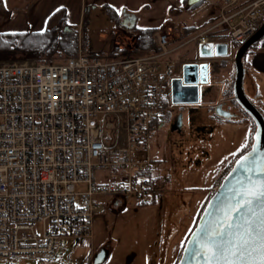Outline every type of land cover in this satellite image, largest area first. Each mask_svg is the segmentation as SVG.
<instances>
[{
	"label": "built area",
	"instance_id": "obj_1",
	"mask_svg": "<svg viewBox=\"0 0 264 264\" xmlns=\"http://www.w3.org/2000/svg\"><path fill=\"white\" fill-rule=\"evenodd\" d=\"M220 1L217 22L190 34L166 24L142 52L116 41L118 56L79 48L63 58L0 60V258L91 241L102 197L118 205L166 193L148 144L163 124L173 64L187 62L171 55L221 33L239 43L263 20L264 0Z\"/></svg>",
	"mask_w": 264,
	"mask_h": 264
},
{
	"label": "rangeland",
	"instance_id": "obj_2",
	"mask_svg": "<svg viewBox=\"0 0 264 264\" xmlns=\"http://www.w3.org/2000/svg\"><path fill=\"white\" fill-rule=\"evenodd\" d=\"M207 2L208 0H203L193 7L184 6L176 16L168 15V20L174 24L185 22L190 25L184 27L182 24L184 31L189 34L191 31L200 30L208 25L201 22L204 16L206 17L203 7ZM83 20H85L84 30L81 31ZM113 24L111 17L101 5L88 8L79 25L74 26L78 28L77 48L80 45L86 52L108 55L111 51L113 36L110 28L114 26ZM51 26L62 31L60 23L58 25L53 23ZM132 33L123 34L119 38L121 45L136 41ZM180 37L184 36L182 37L181 34ZM217 39L228 43V54L219 58L233 59L239 43L232 41L226 34L218 36ZM189 48H191L190 42L177 50L179 53L175 51L171 58L185 61L190 59L195 53L193 50H188ZM187 50L188 53L185 54ZM67 55L70 54L63 52L34 57L13 53L0 56V60L27 58L46 60L51 57L63 58ZM181 66L178 62L173 64L175 75L180 74ZM222 74L219 76L216 74L218 77L215 83L219 88L222 83L217 81ZM210 81H212L211 77ZM226 94L227 97L232 96V84ZM211 96L214 98V92H211ZM222 97L223 90L219 99ZM220 101H225L223 106L226 109L237 113L230 118L239 121L223 122L221 119L224 117L216 115L213 109L210 112L206 103L199 102L192 111L185 110L181 131H171V122L169 124L165 122L149 141L148 153L155 159L157 170L171 178L179 179L171 192L163 193L154 203L149 204L125 200L117 206H112L114 196L102 197L99 200L105 209L94 216V233L91 241L77 242L73 239H62L51 255L0 258V264H84L90 252L95 254L101 248L107 250L106 258L101 264H176L205 203L228 171L230 159L236 158L252 143L255 125L250 117L233 97ZM251 101L254 104L264 103V99L256 97ZM218 102L214 100L211 103ZM262 108L264 109V106ZM168 119L165 121H170ZM218 120L222 123L220 126L224 130L222 133L219 129L210 130ZM191 161L192 166H190ZM78 187L81 190L85 189L83 184H79Z\"/></svg>",
	"mask_w": 264,
	"mask_h": 264
},
{
	"label": "crops",
	"instance_id": "obj_3",
	"mask_svg": "<svg viewBox=\"0 0 264 264\" xmlns=\"http://www.w3.org/2000/svg\"><path fill=\"white\" fill-rule=\"evenodd\" d=\"M248 1L250 0H239L238 3L243 5ZM185 3V0H0V32L43 31L53 23H57V25L59 23L61 24V19H63L64 22V25H62L63 29L64 27L69 26L70 29L77 30L78 28H75L74 26L79 25L88 8L91 9L100 5L104 8L105 5H108L112 7L119 16L118 22L112 19L114 26L110 28V32L113 37L111 41V51L108 55L118 56L120 52L116 47V41H120L119 38H121L123 34L132 33L136 28L163 27L166 24H174L169 22L168 15L176 16L178 11H181L184 6L188 7ZM220 5V0H208L203 7L206 17L204 16L201 22L204 24L217 22L219 19ZM180 23H182L184 27H190V25L185 22ZM137 35L138 33L136 31V33L133 34V39H136ZM215 40L216 42L221 41L218 39ZM190 43L191 48L188 50H193L195 54L186 61L205 60L210 63L209 70L212 81L202 86V89L204 90H206L207 87H210V89L205 91L201 96L200 102L206 103L210 107V103L214 100L220 101L222 99H231L232 96L227 97L225 95H227V90L233 83L234 79L233 59L223 60L219 58L220 56H214L209 59L200 60L197 55L198 45H196L195 42ZM134 45L136 52H142L145 50V48H137L135 42ZM79 48L83 49L80 45ZM79 48H77V50ZM188 50L185 51V54L188 53ZM243 64L245 68L243 80L245 92L250 99H255V97L257 99H264V36L248 49L243 57ZM216 74L218 76L222 74L217 81L222 83L220 88L217 87L215 83L216 77H218ZM222 90L223 97L219 99ZM211 92H214V98H212ZM255 105H257L264 113V109L262 108L264 103L258 104L255 102ZM221 120H223V122L239 121L237 119L233 120L232 118H223ZM221 125L222 123L218 120L216 125L210 130L214 131L215 129H219L222 133L224 130L220 128ZM234 159L235 157L230 159L231 163ZM190 163V166H192V161ZM156 172L164 175L168 181V191L166 194L171 192L172 188L179 182V179L174 177L171 178L170 176H167V174L161 173L158 170Z\"/></svg>",
	"mask_w": 264,
	"mask_h": 264
},
{
	"label": "water",
	"instance_id": "obj_4",
	"mask_svg": "<svg viewBox=\"0 0 264 264\" xmlns=\"http://www.w3.org/2000/svg\"><path fill=\"white\" fill-rule=\"evenodd\" d=\"M202 0H187L188 7L193 6ZM64 30H70L69 26ZM264 36V16L261 24L246 39L237 46L233 57L234 79L232 83V97L238 105L246 112L255 125L253 139L250 148L241 153L233 162L228 171L224 174L216 189L205 203L202 212L197 219L196 224L190 231L182 252L176 264H203L202 257H194L191 249L195 247L193 241L200 233L201 228L210 222L214 216L220 215L217 211L221 202L227 203V197L231 195L229 189L237 186V181L246 179V174L241 167L243 163L246 167L256 169L251 173L253 179H264L259 174V168L264 166V114L247 96L244 86L245 68L243 57L248 49L257 43ZM228 54V43L225 41L200 43L197 46V55L199 58H212L214 56H226ZM210 63L208 61H188L181 66V72L170 80V99L172 103L196 104L200 102V86L206 85L210 80ZM214 112L224 118H230L235 114L222 107L221 103L216 104ZM182 114H178L176 120L171 124V131H181ZM247 158V159H245ZM107 255L106 248L99 249L93 255V264H101Z\"/></svg>",
	"mask_w": 264,
	"mask_h": 264
},
{
	"label": "snow or ice",
	"instance_id": "obj_5",
	"mask_svg": "<svg viewBox=\"0 0 264 264\" xmlns=\"http://www.w3.org/2000/svg\"><path fill=\"white\" fill-rule=\"evenodd\" d=\"M247 159V158H245ZM246 179L229 189L220 213L201 228L191 249L203 264H264V179H253L256 169L241 163ZM264 176V166L259 168Z\"/></svg>",
	"mask_w": 264,
	"mask_h": 264
},
{
	"label": "trees",
	"instance_id": "obj_6",
	"mask_svg": "<svg viewBox=\"0 0 264 264\" xmlns=\"http://www.w3.org/2000/svg\"><path fill=\"white\" fill-rule=\"evenodd\" d=\"M104 9L111 19L118 22L119 16L112 7L105 5ZM61 20V24L64 25L63 19ZM84 24L85 20L81 23V31L84 30ZM158 28L159 26L136 28L135 31L138 33L135 39L137 48H149V46L154 43L153 33ZM77 43L78 31L76 29L64 30L62 28V31H58L54 26H49L43 31L0 32V56H8L13 53H21L22 55L34 57L41 55H56L63 52L75 54L77 52ZM154 201L140 202L138 204H149L154 203ZM111 205L117 206L113 202Z\"/></svg>",
	"mask_w": 264,
	"mask_h": 264
},
{
	"label": "flooded vegetation",
	"instance_id": "obj_7",
	"mask_svg": "<svg viewBox=\"0 0 264 264\" xmlns=\"http://www.w3.org/2000/svg\"><path fill=\"white\" fill-rule=\"evenodd\" d=\"M130 20H132V19H130ZM179 74H174L173 73V76L172 77H174V76H178ZM210 89V87H207L206 88V90H204V89H202V86H200V91H201V96L205 93V91H208ZM170 94V93H169ZM200 101H201V99H200ZM224 102L225 101H219L218 103H221L222 104V107L223 108H225L223 105H224ZM218 103H210V110H212L213 109V112H214V109H215V107H216V104H218ZM195 105H198V103H196V104H189V103H172L171 102V99H170V95H169V99H168V101H167V103H166V105H165V110H164V115H163V123H167V124H169L170 122V126H171V124H173L174 123V121L176 120V118H177V116H178V114H182V119H183V115L185 114V110L186 111H192L193 109H194V106ZM213 105V107H211ZM183 106V107H182ZM184 106H186V107H184ZM257 106V105H256ZM175 107H177V109L175 108ZM258 107V106H257ZM226 109V108H225ZM177 110V111H176ZM229 110V109H228ZM243 110V109H242ZM230 111V110H229ZM244 111V110H243ZM245 112V111H244ZM215 113V112H214ZM232 113H234V114H237V113H235V112H232ZM246 113V112H245ZM216 114V113H215ZM217 115V114H216ZM167 118H169L170 119V121H165V119H167ZM168 119V120H169ZM250 148V147H249ZM248 148V149H249ZM247 149V150H248ZM247 150H245V151H247ZM244 151V152H245ZM243 153V152H242ZM240 155V154H239ZM238 155V156H239ZM237 156V157H238ZM236 157V158H237ZM235 158V159H236ZM235 159H234V161H235ZM233 164V162L231 163V165ZM231 165H230V167H231ZM229 167V168H230Z\"/></svg>",
	"mask_w": 264,
	"mask_h": 264
}]
</instances>
